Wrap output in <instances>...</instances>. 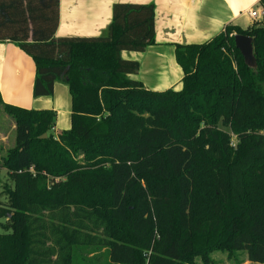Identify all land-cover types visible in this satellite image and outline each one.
<instances>
[{"label":"trees","instance_id":"1","mask_svg":"<svg viewBox=\"0 0 264 264\" xmlns=\"http://www.w3.org/2000/svg\"><path fill=\"white\" fill-rule=\"evenodd\" d=\"M59 5L0 0V43L33 59L34 97L63 82L72 100L56 135L54 111L0 96L15 125L0 264H210L215 251L264 264V16L177 46L181 88L156 92L122 58L155 44L154 5H114L102 37L57 38ZM235 36L253 40L256 70Z\"/></svg>","mask_w":264,"mask_h":264},{"label":"crops","instance_id":"2","mask_svg":"<svg viewBox=\"0 0 264 264\" xmlns=\"http://www.w3.org/2000/svg\"><path fill=\"white\" fill-rule=\"evenodd\" d=\"M261 0H60L57 38H97L112 23L116 4L155 6V44L142 53L124 52L122 58L140 65L134 80L145 88L162 92L180 90L183 71L176 62V47L202 45L228 26L247 29L249 12ZM248 26H243L244 22ZM36 66L33 59L14 44L0 43V96L6 105L26 110L54 111L55 134L71 128L72 100L63 82L51 97L33 94Z\"/></svg>","mask_w":264,"mask_h":264},{"label":"rangeland","instance_id":"3","mask_svg":"<svg viewBox=\"0 0 264 264\" xmlns=\"http://www.w3.org/2000/svg\"><path fill=\"white\" fill-rule=\"evenodd\" d=\"M255 20L252 21V23ZM252 24L250 23V26ZM243 26H248L245 21ZM62 132V131H61ZM60 132V133H61ZM15 142V125L14 122L0 110V157L6 154V152L13 147ZM236 141H234V144ZM236 145V144H235ZM11 182L7 177L5 171L0 174V203L5 201L4 189L5 185H10ZM5 224L4 220L0 221V233H3L2 226ZM210 264H254L248 261L247 255L244 252H237L230 256L229 253L224 251H215L210 254ZM194 264H202L200 259H197Z\"/></svg>","mask_w":264,"mask_h":264},{"label":"water","instance_id":"4","mask_svg":"<svg viewBox=\"0 0 264 264\" xmlns=\"http://www.w3.org/2000/svg\"><path fill=\"white\" fill-rule=\"evenodd\" d=\"M234 44L235 48L241 54L245 65L251 70H256L257 63L254 57L253 40L249 37L235 36ZM45 138L46 136L43 137V139Z\"/></svg>","mask_w":264,"mask_h":264},{"label":"built area","instance_id":"5","mask_svg":"<svg viewBox=\"0 0 264 264\" xmlns=\"http://www.w3.org/2000/svg\"><path fill=\"white\" fill-rule=\"evenodd\" d=\"M264 16V12L263 10L261 9H258V8H254L252 9L250 12H249V17L252 19V20H258V19H261L262 17ZM262 134L264 135V132H262ZM30 172L34 173V170L31 169ZM21 173V172H20Z\"/></svg>","mask_w":264,"mask_h":264}]
</instances>
